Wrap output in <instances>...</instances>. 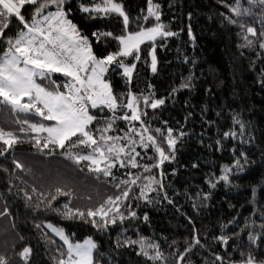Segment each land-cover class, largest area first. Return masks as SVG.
Instances as JSON below:
<instances>
[{"label": "trees", "instance_id": "obj_1", "mask_svg": "<svg viewBox=\"0 0 264 264\" xmlns=\"http://www.w3.org/2000/svg\"><path fill=\"white\" fill-rule=\"evenodd\" d=\"M116 2L121 3L129 15L128 30L131 31L135 27L132 24L133 18L141 15V10L146 11V0ZM153 2L161 4L162 20L170 24V30L179 35L164 41V47H160L161 41L157 39L156 72L151 70L150 57H147L149 63L144 62L145 45L148 42L141 45V59L135 62L136 68L128 88L134 93L154 91L156 98H165V105L155 110L147 109L148 116L142 117L146 123L150 122L152 128H160L167 121V126L181 128L189 135L177 141L175 160L163 165L166 190L173 203L156 198V193H149V196L154 197L153 202L145 204L141 200L140 208L137 209L138 217L141 218L147 212L148 221L126 219L122 227L127 231L123 235L131 239L143 236L159 243L168 264H174L173 256L169 253L183 251L186 244L191 242L194 228L203 247L194 245L191 253L185 254L186 261L190 264H222L213 255L219 253L225 258L226 264L229 256L233 259L237 257L231 247L233 240L245 252L254 251V247H247V234L249 231L257 234L262 231L260 210L261 204H264V193L259 185L264 183V86L261 84L264 81V50L258 47L251 34L249 38L253 39L252 46L240 47L246 43L237 35L240 30L226 21L221 22L223 16L228 14L222 0ZM227 2L231 3L232 0ZM74 16V22L84 24L79 19V13L74 12ZM109 19L113 20L111 24L105 22L101 25L97 22V26L113 31L114 35L121 34L117 31L115 19ZM243 19L259 31L258 16L255 19ZM143 23L148 26L147 22ZM189 26L192 36L187 34ZM84 27L87 32L91 24ZM100 46L99 42L94 43L93 50ZM109 50H116L115 42ZM131 60L132 57H129L124 62L129 63ZM189 76L192 77V87L180 88L179 85ZM56 77L63 79L62 74H55L54 79ZM105 78L112 82L114 92L128 90L121 76L106 73ZM148 85H152V89ZM173 88L178 90L169 97ZM122 115V112H117V116ZM233 116L244 124V143H241L240 126L233 123ZM24 118V114L14 113L8 106L0 104V128L16 132L20 126L16 121ZM27 118L32 122L39 119L31 116ZM207 121L214 123L208 124ZM135 123L139 126V122ZM116 125L125 130L132 127L122 120H117ZM229 128L237 133V137L221 139L220 134ZM17 134L24 136V141L14 145L10 150L11 154L0 156V213H4L0 215V257H4L8 264H25L19 253L24 247H31L30 264H54L52 257L59 256L56 248L62 245V241L42 223L51 221L63 226L66 231L75 233V240L91 236L99 246L98 254H94L99 264H146V258L138 254V246H117L120 227L109 226L104 231H98L79 220H61L50 210H45L43 205L36 208L34 194L31 201L24 198L23 190H28L32 185L43 191L59 186L64 187L65 191L71 189L74 192L71 206L96 208L117 190L105 183L106 178L103 176L97 180L86 169L80 171L83 162L80 166L75 165L73 161L59 155V149L52 156L37 152L26 139V133ZM110 134L123 135L121 132ZM218 139L221 140L220 146L215 143ZM233 147L238 149L236 155H239V151L247 154L249 162L244 165L246 173H241V178L235 180L233 185L218 183L206 199L203 196L197 198V193L209 192L206 179L208 174L218 176L220 169L231 163ZM137 151L142 154L137 157L140 163H148L142 158L145 150L137 146ZM148 154L151 155V151ZM14 159L22 163L24 169H17ZM194 164L196 167H193ZM173 168L176 169L174 174ZM126 171L128 169H113L117 177L125 179ZM131 171L137 172V169L132 168ZM144 175L148 173L145 172ZM152 175H156L155 170ZM169 184L170 187H167ZM253 185L257 186L255 203L252 202L250 191V186ZM58 199L63 202L64 197ZM131 203L135 206L137 201L133 200ZM193 204L196 205L195 208ZM5 208L8 210L6 213ZM37 224L41 226L38 228ZM233 233L236 235H232ZM222 234L230 236L227 251L224 250L223 243L213 239ZM47 237H51L54 243L49 242ZM173 241L176 243L173 244Z\"/></svg>", "mask_w": 264, "mask_h": 264}, {"label": "snow or ice", "instance_id": "obj_2", "mask_svg": "<svg viewBox=\"0 0 264 264\" xmlns=\"http://www.w3.org/2000/svg\"><path fill=\"white\" fill-rule=\"evenodd\" d=\"M146 3V11L141 10L142 14L133 18L132 24L135 27L129 31V15L116 0H0V104L25 116L16 121L20 125L16 132L0 128V156L11 154L14 145L24 141L25 137L17 133H26V139L37 152L52 156L59 149L58 154L73 161L75 165L80 166L83 162L80 171L86 169L97 180L103 176L106 178L105 183L117 190L96 208L71 206L74 192L71 189L65 191L64 187L59 186L43 191L32 185L28 190H23L24 198L31 201L34 194L36 208L43 205L45 210H50L61 220H79L98 231L118 226L121 232L116 241L117 246H138V254L146 258V264H168L159 243L143 236L137 239L124 236L127 229L122 227L126 219L148 221L147 212L141 218L138 217L137 209L140 208L141 200L145 204L153 202L154 197L149 196V193H156V198L173 203L166 190L163 165L175 160L177 141L189 135L181 128L167 126V121L160 128H152L150 122L146 123L142 117L148 116L147 109L155 110L165 105V98H156L154 91L134 93L128 88L136 68L135 62L141 59L140 46L148 42L145 45L144 62L149 63L147 57H150L151 70L156 72L157 39L161 41L160 47H164V41L179 35L171 31L170 24L162 20L161 4L153 0H146ZM222 3L228 14L223 16L221 22L226 21L240 30L237 35L246 42L240 47L252 46L253 39L249 38L251 34L258 47L264 50V0H243V3L242 0H232L231 3L222 0ZM74 12L79 13L83 25L74 22ZM257 16L260 18L259 31L243 19H255ZM109 18L115 19L117 31L121 34L114 35L113 31L97 26V22L101 25L105 22L111 24L113 20ZM143 22H147L148 26ZM89 23L91 28L85 32L84 25ZM187 34L192 36L190 26ZM97 42L102 46L94 51L93 44ZM113 42L116 50L110 51ZM129 57L132 60L125 63ZM57 73L62 74V80L60 77L53 78ZM106 73L121 76L128 90L114 92L112 82L105 78ZM191 78H186L179 87L191 88ZM261 84L264 86V81ZM152 87L148 85L149 89ZM177 90L173 88L169 97ZM118 111L123 115L117 116ZM29 116L39 119L32 122L27 118ZM117 120L127 122L132 127L128 130L118 128ZM232 120L234 124H239L241 143H244V124L236 120L235 116ZM135 122H139V126ZM114 132L123 135L110 134ZM220 135L221 139L237 137L231 128ZM215 143L220 146L221 140ZM137 146L145 150L142 158L148 163H140L137 159L142 155L137 151ZM76 148L80 150L74 151ZM237 151L233 147V159L220 169V175L208 174L206 179L209 192L197 193V198L203 196L206 199L218 183L233 185L235 180L241 178V173H246L244 165L249 162L248 156L243 151L236 155ZM13 163L17 169H24L18 160L14 159ZM114 168L128 169L124 173L127 178L117 177ZM132 168H136L137 172H132ZM153 170L156 175H152ZM4 171L7 172V169ZM175 171L173 168L172 173ZM145 172L148 175H144ZM259 187L264 193V183ZM250 191L252 202L255 203L257 186H250ZM58 197H64L63 202ZM133 200L137 201L135 206L131 203ZM193 207L196 205L193 204ZM4 211L6 213L7 208ZM253 211L255 213V209ZM260 220L262 231L259 234L249 231L247 234V247H254V251L245 252L233 240L231 247L237 257L233 259L229 256L226 264H264V204H261ZM42 223L62 241V245L56 248L59 256L52 257L54 264H99L94 257L99 252V246L91 236L82 241L75 240V233L66 231L63 226L51 221ZM40 226L36 225L38 228ZM47 238L54 243L51 237ZM213 239L223 243L227 251L229 235L222 234ZM194 245L203 247L193 228L191 242L186 244L183 251L169 253L173 256L174 264H190L185 254L191 253ZM31 254L32 248L24 247L19 256L25 264H30ZM213 255L224 264L223 256L219 253ZM0 264L8 262L0 257Z\"/></svg>", "mask_w": 264, "mask_h": 264}, {"label": "rangeland", "instance_id": "obj_3", "mask_svg": "<svg viewBox=\"0 0 264 264\" xmlns=\"http://www.w3.org/2000/svg\"><path fill=\"white\" fill-rule=\"evenodd\" d=\"M146 43V42H145ZM141 47V46H140ZM57 74H59V73H57ZM55 75V74H54ZM106 75V74H105ZM54 78V77H53ZM39 82V81H38ZM27 98H25V100H26ZM48 229V228H47ZM49 230V229H48ZM50 231V230H49ZM54 234V233H53ZM55 235V234H54ZM59 238V237H58ZM82 241V240H81Z\"/></svg>", "mask_w": 264, "mask_h": 264}]
</instances>
